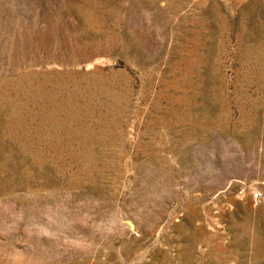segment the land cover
Masks as SVG:
<instances>
[{"label": "rangeland", "instance_id": "obj_1", "mask_svg": "<svg viewBox=\"0 0 264 264\" xmlns=\"http://www.w3.org/2000/svg\"><path fill=\"white\" fill-rule=\"evenodd\" d=\"M0 264H264V0H0Z\"/></svg>", "mask_w": 264, "mask_h": 264}, {"label": "water", "instance_id": "obj_2", "mask_svg": "<svg viewBox=\"0 0 264 264\" xmlns=\"http://www.w3.org/2000/svg\"><path fill=\"white\" fill-rule=\"evenodd\" d=\"M129 225H130L131 228H133V224H132V222H129Z\"/></svg>", "mask_w": 264, "mask_h": 264}]
</instances>
